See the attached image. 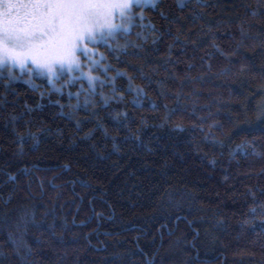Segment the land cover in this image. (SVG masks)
<instances>
[{
	"label": "trees",
	"instance_id": "trees-1",
	"mask_svg": "<svg viewBox=\"0 0 264 264\" xmlns=\"http://www.w3.org/2000/svg\"><path fill=\"white\" fill-rule=\"evenodd\" d=\"M133 11L95 93L0 75V264H264V0Z\"/></svg>",
	"mask_w": 264,
	"mask_h": 264
},
{
	"label": "snow or ice",
	"instance_id": "snow-or-ice-1",
	"mask_svg": "<svg viewBox=\"0 0 264 264\" xmlns=\"http://www.w3.org/2000/svg\"><path fill=\"white\" fill-rule=\"evenodd\" d=\"M149 5L155 7L154 0H0V75L7 70L15 78L18 68L54 82L58 73L79 70L81 56L95 67L100 61L89 45L111 50L109 41L136 18L133 9ZM87 79L94 85L99 77Z\"/></svg>",
	"mask_w": 264,
	"mask_h": 264
},
{
	"label": "rangeland",
	"instance_id": "rangeland-1",
	"mask_svg": "<svg viewBox=\"0 0 264 264\" xmlns=\"http://www.w3.org/2000/svg\"><path fill=\"white\" fill-rule=\"evenodd\" d=\"M178 1L179 4H182L186 0ZM154 2H156V0H154ZM100 47L101 46L93 48L92 45H89V48H92V52L90 53V55H92L94 60L100 61V63L95 67H93L90 62H84V58L81 56V68L79 70H76L72 73H58L57 76L54 78V82H49L47 74L41 76H45L49 84L53 85V87L56 89H62L63 87L68 88L69 85L77 83L78 88L75 91V94H78L80 91H90L91 93H95L97 92L98 88L107 84V78L109 77L108 69L107 71H104L107 66L102 61L103 54L100 50ZM14 70L20 71L18 68ZM88 75L97 76L99 77V80L95 81L94 85H90L87 79Z\"/></svg>",
	"mask_w": 264,
	"mask_h": 264
}]
</instances>
